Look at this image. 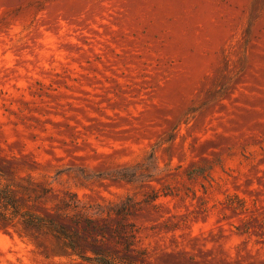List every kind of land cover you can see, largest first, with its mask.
Listing matches in <instances>:
<instances>
[{
  "label": "rangeland",
  "instance_id": "obj_1",
  "mask_svg": "<svg viewBox=\"0 0 264 264\" xmlns=\"http://www.w3.org/2000/svg\"><path fill=\"white\" fill-rule=\"evenodd\" d=\"M1 170L132 197L149 264H264V0H0ZM0 264L92 263L0 229Z\"/></svg>",
  "mask_w": 264,
  "mask_h": 264
},
{
  "label": "trees",
  "instance_id": "obj_2",
  "mask_svg": "<svg viewBox=\"0 0 264 264\" xmlns=\"http://www.w3.org/2000/svg\"><path fill=\"white\" fill-rule=\"evenodd\" d=\"M117 178L132 182L135 175L123 169ZM65 194L49 206L48 202L53 203L50 196L54 195L50 185L43 186L33 175H29L26 185H16L1 170L0 229L13 230L29 241L51 236L63 250L92 264H149L148 252L138 246L137 230L128 221L139 205L132 197L92 209L81 206L74 193ZM169 196L175 194L153 190L144 203H157ZM37 208L43 212H36Z\"/></svg>",
  "mask_w": 264,
  "mask_h": 264
}]
</instances>
